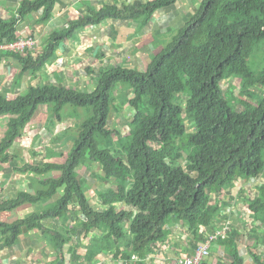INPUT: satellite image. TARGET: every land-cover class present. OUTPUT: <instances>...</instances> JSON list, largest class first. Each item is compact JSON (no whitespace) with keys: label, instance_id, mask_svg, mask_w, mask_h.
<instances>
[{"label":"trees","instance_id":"16d2710c","mask_svg":"<svg viewBox=\"0 0 264 264\" xmlns=\"http://www.w3.org/2000/svg\"><path fill=\"white\" fill-rule=\"evenodd\" d=\"M177 1L105 2L51 31L40 52L34 53V48L0 51V62L12 56L20 64V75L29 71L34 76L56 57L62 41L85 28L105 19L144 26L156 12ZM57 2L20 0L10 17H0V44L20 38L17 23L32 13L39 12L36 24L47 23ZM189 16L171 40L150 56L145 69L119 64L100 67L92 91L39 82L11 98L8 90L0 92V117L9 116L0 138V163L10 162V166L17 161L14 152L25 127L41 108L47 109L46 120L53 124L70 119L71 113L65 112L69 106L91 113L83 120L73 118L77 133L65 162L39 161L19 167L17 172L27 173L31 188L3 196L0 213L38 203L41 207L23 211L12 221L0 216L3 250L14 248L24 233L40 230L42 247L49 245L57 254L50 264H63L64 243L93 231L81 254V243L72 246L75 264H91L104 251L128 264L132 255L140 259L154 255L174 228L194 237L190 251L207 239L205 228L217 230L227 224L225 236L215 243L228 264H245L238 249L242 231L235 226L237 220L245 222L238 203L249 213L254 246L263 244L264 232L258 230L264 226V181L258 177L264 176V58L262 62L251 59L264 50V0H201ZM228 79L238 80L239 95L233 94L232 82L228 90L223 89L221 83ZM121 84L131 92L123 105L128 103L132 109L123 133L108 126ZM257 87H262V95L252 90ZM51 147L44 148L41 157L63 154ZM92 163L100 169L95 174L101 181L96 195L107 201L100 209L86 197L84 178L77 174L82 165ZM236 187V196L228 193ZM53 222L57 226L49 227ZM127 234L121 249L116 240L126 239ZM251 256L254 264H264L263 257L254 252Z\"/></svg>","mask_w":264,"mask_h":264},{"label":"crops","instance_id":"0c3cea01","mask_svg":"<svg viewBox=\"0 0 264 264\" xmlns=\"http://www.w3.org/2000/svg\"><path fill=\"white\" fill-rule=\"evenodd\" d=\"M19 1L20 0H0V17H10L17 9ZM114 1L121 4L127 0H58L53 8L52 17L47 23L42 25L36 24L35 19L39 17V12H35L17 23L16 32L19 37L33 34L38 41V44L32 51L37 53L45 49V38L51 31L67 26L69 20L77 18L90 8H99L105 2L112 3ZM178 2L179 1H177L173 7L177 6ZM157 13L158 12H156V14ZM155 15L144 26L135 21L125 22L105 19L98 25L85 28L80 33L74 34L69 39L64 40V42L62 41V43L58 46L56 57L47 61L41 71L34 76H32L29 71L20 75V64L16 58L12 56L2 57L0 62V90L5 88V90H8V96L13 97L19 93H24L30 84L35 85L39 82H53L62 83L66 87L71 86L78 90L89 92L97 85V72L100 67L103 68L104 66L110 64H119L124 67L143 70L148 63H143L144 59L142 60V58L146 57L150 60V56L157 53L163 47L162 46L157 51H154L157 42L162 41L160 40V35H163L159 34L162 27L161 23L163 22L158 20L160 19V16ZM150 32H152V34L150 35L149 44L138 40L142 39V37H145ZM10 71H15V77L14 75L12 76L14 78H10ZM39 113L40 116H48V112H43L41 109L39 110ZM44 126H46V124H44ZM49 132V137L53 138L54 135L52 130L50 129ZM45 141L47 140L45 139ZM55 157L56 156H52L50 158ZM45 159H42V161ZM52 163H59V161ZM3 176L1 175L0 191L2 194H0V198L3 196H15L16 191L20 190V188L24 187V185L30 184V182H28V178L22 179L10 177L9 174L6 173H4ZM263 181L264 179H262V182ZM9 184L14 186L11 191L7 189ZM96 197L97 198H95V200L97 199L98 202L92 205H95V207L99 209L103 208L105 206L103 203L105 200H102L101 196L96 195ZM31 206H33L32 210H35L38 206H40V203ZM31 206L20 208L19 211L14 213L1 212L0 216L7 217L8 221H12L18 217L17 214H21L23 211L27 212V208H31ZM32 210H28V213ZM244 213L245 216L243 218L246 220V217H249V213L245 211ZM53 225L57 226L56 223L53 222V224L49 225V227ZM81 233L86 234L84 232ZM90 233H87L84 238L81 236L79 241L75 242L76 245L77 242H81L82 244L80 245L82 247L80 254L84 251L85 245L88 244ZM189 235V233L185 234L179 229L174 228L166 242L157 245L153 253L154 255L147 256L144 259H140L136 255H132L128 264H177V262L181 260L184 255H181L180 252L176 253L177 259L170 257V249H176L179 247L180 251L183 250V254L189 253L191 251H189V248L192 246V240L194 238ZM72 240L75 241L76 238L73 237ZM126 240H128V234L126 235V239L116 240L119 246H121V249H124L123 245ZM39 242H42L40 230H34L31 233L27 232L24 233V235H21L14 248L3 250V247L0 246V264H27L29 263L27 260L31 257V255H29L30 252H33V255H36L37 258H39L40 251H36L35 245ZM240 242H242V238ZM67 244L68 243H64L62 246L64 258H69L70 263L72 262L71 264H75L76 262L75 259H73L74 252H72V245L68 246V249L65 250V246H67ZM240 245L241 244H238L239 251L241 248ZM41 248L43 249L42 245ZM45 249H47L44 251L45 255H43L40 259L47 257V261L50 264L55 261L57 254L49 245L46 246ZM74 249L75 248H73V250ZM27 254L28 257H26ZM210 262L212 263V260ZM35 263L42 264L38 260H36L34 264ZM65 264L67 263L65 262ZM86 264L89 263L86 262ZM91 264H123V262L121 260L115 261L112 255L104 251V253H100Z\"/></svg>","mask_w":264,"mask_h":264},{"label":"rangeland","instance_id":"374dc122","mask_svg":"<svg viewBox=\"0 0 264 264\" xmlns=\"http://www.w3.org/2000/svg\"><path fill=\"white\" fill-rule=\"evenodd\" d=\"M178 4L175 7H170L169 9L166 8L165 10H159L158 13L155 16H160V21H162V27L161 30L159 31V34H163L160 35V40H162L161 42H157V45L154 51H157L158 49H160L162 46H164L167 42H169L171 40V38L173 37V35L176 34L178 28L183 25L186 21H188L189 19V15H191L193 13V10L198 7L199 2L201 0H178ZM167 28H164V27ZM153 32V31H152ZM152 32H150L149 34H147L145 37H142V39H138L141 40L143 43H147L149 44V40H150V35L152 34ZM158 38V36H157ZM264 58V50L261 51H256L254 53V56L252 57L251 61H257V62H262ZM144 59V60H143ZM142 60L144 61L143 63L147 64L149 61V58H142ZM253 69H255V66H252ZM10 78L16 74L15 71H10ZM15 77V75H14ZM12 77V78H14ZM232 82V84L236 85L233 89V94L235 95H239V89H238V80L236 79H228V80H224L222 81L221 85L223 87V89H229L227 88L228 85ZM1 86V85H0ZM120 90L116 92V103L113 106V108L111 109V115L109 117V121H108V126L115 130L116 132H120L123 133L124 129H126V122L127 119H129V116L132 115V109H130V107L128 106V103H125L123 105V101L129 97L131 95V92L129 90V86L128 85H120ZM2 90H5V88H2L0 90V92H3ZM254 90L258 95H262V87H257L252 89ZM7 95V94H6ZM12 96H8V98H11ZM127 106V107H126ZM41 110L43 112H48L44 107L41 108ZM46 110V111H45ZM65 112L68 115V113H71L70 115V119H64L62 122L53 124V123H49L48 120H46L47 116L43 115L40 116V113L37 114L34 119L32 120V122L30 124H28L25 129H24V138L21 140V145H18L15 152L16 154H18V158H16L17 161H12L11 166H10V162L9 163H0V172H2L3 174H9L10 177H15V178H28L29 176L27 175V173L25 174H21L20 172H17L19 170V167H22L23 164L25 163H32V162H36L39 163V161L41 162L42 160L40 158H45V157H41V155H44V148H52L51 146H53L55 148L56 152H61L63 154L56 156L55 158H46L44 161L48 162H57L59 161V163L65 162L66 161V153L69 152L72 148V140L76 137L75 133H77V127L74 126L73 122L75 121V119L73 120V118H78L83 120L86 119L87 117H89V115L91 114H87L86 110L83 108H77V107H66L65 108ZM66 115V116H67ZM183 116H185V114H183ZM68 118V117H67ZM77 119V120H78ZM9 120V116L5 115L0 117V138L1 136H3L4 131L6 130V125L8 123ZM67 120V121H65ZM76 120V121H77ZM71 121V122H70ZM79 121V120H78ZM48 124L47 126H44V124ZM48 128V129H47ZM52 130L53 132V138L49 137L50 132L49 130ZM191 129H189L188 131H190ZM45 139L47 141H45ZM55 139V140H53ZM58 140V142H57ZM33 151L37 152V154H34ZM40 156V157H39ZM43 162V161H42ZM180 163H182L183 165L185 164V161L183 159H180ZM15 166V169L12 168L13 165ZM79 171H77V174L79 175V177H83L84 178V187H85V194L86 197L91 201L92 204H95L98 202V200L95 198L96 197V191H98L101 181L98 180L96 181L97 177H95V174L100 173L99 172V168L97 163H92L90 165H82L80 167V169H78ZM4 177V176H3ZM40 178H44L45 176H39ZM262 179H264V176H260L258 177V180L262 181ZM3 181V180H2ZM30 181V179H29ZM28 181V182H29ZM0 184H1V175H0ZM1 186V185H0ZM13 185H8L7 189L9 191L13 190ZM245 189L248 190V188L250 189L249 185H246ZM30 186L28 185H24V187L21 190H30ZM61 192L63 193L62 190L58 191V195H61ZM238 192V188L236 187L235 189L232 188L231 190L228 191V193H230L232 196H236ZM0 194H2V192L0 191ZM5 195V193H4ZM57 195V196H58ZM223 197L225 198V196L223 195ZM1 199V198H0ZM213 200V199H212ZM105 205L107 203V201L103 202ZM245 206V205H244ZM93 207H95V205H93ZM96 208V207H95ZM242 211H243V215L242 217H244L245 212L247 211L246 207H241ZM33 206H31V208H27V213L28 210H32ZM97 209V208H96ZM33 211V210H32ZM23 213V212H21ZM23 217V216H20ZM250 218L246 217L245 222H241V220H237L235 223V226L240 228L242 231V235L239 236L240 240L242 238V242H240V254L242 255L243 259H244V263L245 264H254V261L252 259L251 256V252H254L256 254H258L259 256L264 258V242L261 245H257L254 246V239L251 238L250 236ZM71 224H73V221L71 222ZM255 224L252 223L251 226H254ZM262 226V225H260ZM264 232V226H262L261 228H259L258 233L260 232ZM186 234V233H185ZM86 234L83 233H79L78 235H76L74 238H76L75 241H73L71 239V242L67 244V246H65V250L68 249V246L74 244L75 246V242L79 241L80 237L85 236ZM191 236V235H189ZM263 239V238H262ZM186 240V239H185ZM183 241V240H181ZM187 241V240H186ZM81 243V242H80ZM181 243V242H179ZM195 244V239L193 238L192 240V245ZM36 251H40V256L39 258H37L36 255H33V252H30L29 255H31V257L27 260L29 263L27 264H34V262L36 260H38L39 262H41L42 264H49V262L47 261V257H43L42 259H40L43 255H45L44 251H46L47 249H43L41 248V245L43 246L42 242H39L38 244L36 243ZM22 247V246H21ZM210 257L207 259L209 260L210 264H228V258L225 255L224 251L220 250L219 246L215 243L212 242L211 243V247H210ZM180 248L177 247L176 249H170V257L176 258L177 259V255L176 253H180L181 255H185L183 254V250H179ZM80 251L82 250V247L79 249ZM174 250V251H173ZM69 252V250H68ZM175 253V254H174ZM68 254V253H67ZM26 257H28V254L26 255ZM183 257V256H182ZM212 260V263L210 262ZM178 261V260H177ZM65 262L67 264H71L70 263V259L69 258H64L63 255V264H65ZM36 264V263H35Z\"/></svg>","mask_w":264,"mask_h":264},{"label":"built area","instance_id":"2783aa9c","mask_svg":"<svg viewBox=\"0 0 264 264\" xmlns=\"http://www.w3.org/2000/svg\"><path fill=\"white\" fill-rule=\"evenodd\" d=\"M37 44L38 41L36 40L35 36L26 35L24 37L18 38L17 40L0 44V51L18 53L24 51L25 49H33ZM237 206L244 207V204L238 203ZM229 222H231L230 219L228 220V223ZM228 228L229 226L227 224H223V227L217 230L205 228L204 231L207 235V239L197 243L193 250H191L189 253H186L182 259L178 261V264H203V262L209 257L211 243L215 242L220 237L223 238Z\"/></svg>","mask_w":264,"mask_h":264}]
</instances>
